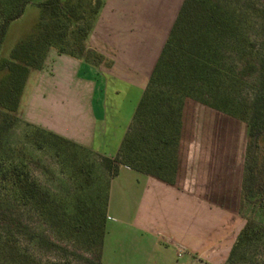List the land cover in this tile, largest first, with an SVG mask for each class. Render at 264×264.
Segmentation results:
<instances>
[{"label": "crops", "instance_id": "0c3cea01", "mask_svg": "<svg viewBox=\"0 0 264 264\" xmlns=\"http://www.w3.org/2000/svg\"><path fill=\"white\" fill-rule=\"evenodd\" d=\"M183 2L104 0L88 44L99 63L50 51L27 95L26 120L115 159ZM195 138H183L159 177L122 165L109 180L104 264H122L112 242L125 230L135 244L124 264H225L243 229L241 201L228 199L225 169L211 180L208 158H193Z\"/></svg>", "mask_w": 264, "mask_h": 264}, {"label": "trees", "instance_id": "16d2710c", "mask_svg": "<svg viewBox=\"0 0 264 264\" xmlns=\"http://www.w3.org/2000/svg\"><path fill=\"white\" fill-rule=\"evenodd\" d=\"M32 4L40 10L37 32L19 40L9 59L0 61V138L14 122V117L9 115L21 107L30 73L43 68L49 50L95 65L101 58L89 50L88 44L104 0H0V59L10 25L21 19ZM231 22L215 0H184L118 156L113 160L102 157L110 179L117 176L122 165L159 177L167 167L174 165V153H181L183 138L195 137L197 110L209 108L234 117L249 128L250 147L240 212L252 203V196L264 194V162L259 159L264 144V81L253 98L235 99L237 88L244 81L239 77L228 79L236 71L227 66L222 56L224 41L235 35ZM68 32L73 33L74 41L69 40ZM71 46L78 47L79 52L67 51ZM28 124L54 141L92 152ZM98 189L101 191V185ZM0 190L18 203L33 205L43 216L56 218V224L102 253L109 183L104 197L91 198V203L81 201L75 205L73 215L63 212L61 218H58L60 203L20 166L0 172ZM263 237L264 226L248 220L230 252L228 263L237 252ZM0 245L6 250L5 260L40 264L8 240Z\"/></svg>", "mask_w": 264, "mask_h": 264}, {"label": "rangeland", "instance_id": "374dc122", "mask_svg": "<svg viewBox=\"0 0 264 264\" xmlns=\"http://www.w3.org/2000/svg\"><path fill=\"white\" fill-rule=\"evenodd\" d=\"M215 1L230 18L235 29V35L224 41L222 51L227 66L236 71L228 79L239 77L244 81L237 88L235 99H251L264 81V0ZM39 16L40 10L36 4H32L26 8L21 19L10 25L0 61L9 59L19 40L37 32ZM72 34L68 32L70 41L75 38ZM66 50L79 52V48L74 46ZM50 51L57 52L54 49ZM43 68L30 73L21 107L9 115L14 117V122L0 138V172L11 166L24 168L60 203L61 215L58 218H61L63 212L73 215L75 205L81 201L91 203V198L98 195L104 197L110 172L98 154L54 141L28 124L24 115L27 95L35 73L41 72ZM195 135V141L190 148L193 158L196 161L202 157L208 158L211 163V180L216 178L218 169H225L228 199L234 202L240 197L241 208L250 147L248 125L213 109L199 108ZM259 159L264 162V144L261 145ZM99 185L101 191L98 189ZM250 202L252 203L244 207L243 213L240 212L243 228L248 220L264 226V194L252 196ZM55 221L56 218L51 220L49 215L40 214L33 205L18 203L0 190V243L6 240L12 242V246L40 264H104L102 253L96 246L72 236ZM126 233V230L125 233H119L112 242L115 249L113 252L122 264L134 260L132 252L135 241ZM1 248L0 264H18L11 259L5 260L6 250ZM228 260L229 257L225 264ZM228 264H264V237L237 252L233 261Z\"/></svg>", "mask_w": 264, "mask_h": 264}, {"label": "built area", "instance_id": "2783aa9c", "mask_svg": "<svg viewBox=\"0 0 264 264\" xmlns=\"http://www.w3.org/2000/svg\"><path fill=\"white\" fill-rule=\"evenodd\" d=\"M184 254H185V251L181 248H178V251H177L178 258H182Z\"/></svg>", "mask_w": 264, "mask_h": 264}]
</instances>
